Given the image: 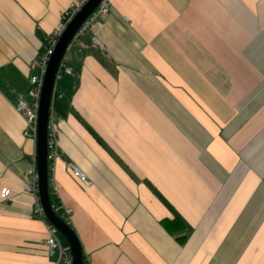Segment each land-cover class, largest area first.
Instances as JSON below:
<instances>
[{"label": "crops", "instance_id": "crops-1", "mask_svg": "<svg viewBox=\"0 0 264 264\" xmlns=\"http://www.w3.org/2000/svg\"><path fill=\"white\" fill-rule=\"evenodd\" d=\"M74 1L0 0V264H53L20 189L36 143L16 105ZM110 2L52 103L51 177L84 258L264 264V0Z\"/></svg>", "mask_w": 264, "mask_h": 264}, {"label": "built area", "instance_id": "built-area-1", "mask_svg": "<svg viewBox=\"0 0 264 264\" xmlns=\"http://www.w3.org/2000/svg\"><path fill=\"white\" fill-rule=\"evenodd\" d=\"M88 2V0H75L71 7L66 10L62 16V20L58 25L57 29L53 32L50 38L47 41L46 48L43 53L40 55L39 61L36 66L39 69L37 74L32 75L29 80V88L27 91V97L29 102L25 100H20L16 105V110L20 113L24 120L26 128L24 130L23 136L26 139L32 140L36 143L37 134H38V111L40 106V98L41 91L43 86V79L46 73V69L50 60L51 55L54 52V48L57 44V41L61 34L66 29L69 22L73 19V17L81 10V8ZM111 8L110 0H102L99 7L94 11V13L84 22L82 27L79 29L74 41L69 45L66 54L64 56L63 61L59 67L57 77H56V85L54 88L53 99L56 96L57 92V83L64 76H71L73 74V70L71 67L67 65L68 54L71 51V48L76 41V39L82 35L88 34L90 28L93 24L98 22L99 20L106 17ZM96 44L99 43L97 39H94ZM61 97V95H60ZM63 123L62 119L55 118L50 115L49 126H48V163L50 167V196L53 197L54 203L52 204V208L56 215L60 217L64 222L68 225H72V214L73 210L71 208L65 207L60 203L58 196V187L55 184L53 177H51V170L53 169V165L55 161L59 158L60 152L58 148V127ZM68 167L72 171V173L78 178V180L85 187H88L90 183L86 179L84 173L73 163L69 164ZM20 189L33 196L34 205L31 210V218L39 219L44 222L48 231V238L45 241L46 252L48 258L52 261L53 264H73V256L68 246H63L59 239V232L55 229V227L47 220L44 209L42 207L40 198H39V175L37 171V159L36 156L33 158V165L28 169L24 178L20 183ZM10 189H3L0 192V197L6 201H12ZM86 264L88 261L85 259Z\"/></svg>", "mask_w": 264, "mask_h": 264}, {"label": "water", "instance_id": "water-1", "mask_svg": "<svg viewBox=\"0 0 264 264\" xmlns=\"http://www.w3.org/2000/svg\"><path fill=\"white\" fill-rule=\"evenodd\" d=\"M102 0H88L81 10L69 22L59 37L50 57L43 79L40 106L38 111V134L36 140L37 171L39 175V198L47 220L66 240L73 256V264H84V252L80 240L73 228L56 215L50 196V167L48 163V126L52 112V103L56 77L69 45L74 41L84 22L99 7Z\"/></svg>", "mask_w": 264, "mask_h": 264}, {"label": "trees", "instance_id": "trees-1", "mask_svg": "<svg viewBox=\"0 0 264 264\" xmlns=\"http://www.w3.org/2000/svg\"><path fill=\"white\" fill-rule=\"evenodd\" d=\"M51 203L53 204L54 203V199H53V197H51ZM177 221V220H176ZM175 222V221H174ZM165 224V227H166V229L169 231V232H173V231H175V230H178V229H176V228H174L172 225L173 224H168V222L167 223H164ZM84 261H85V258H84ZM84 264H86V262H84Z\"/></svg>", "mask_w": 264, "mask_h": 264}, {"label": "rangeland", "instance_id": "rangeland-1", "mask_svg": "<svg viewBox=\"0 0 264 264\" xmlns=\"http://www.w3.org/2000/svg\"><path fill=\"white\" fill-rule=\"evenodd\" d=\"M59 239H60L61 243L63 244V246L67 245L66 240L60 234H59Z\"/></svg>", "mask_w": 264, "mask_h": 264}]
</instances>
